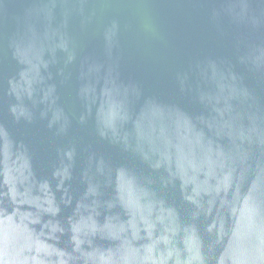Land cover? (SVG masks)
Listing matches in <instances>:
<instances>
[{"label":"water","instance_id":"95a60500","mask_svg":"<svg viewBox=\"0 0 264 264\" xmlns=\"http://www.w3.org/2000/svg\"><path fill=\"white\" fill-rule=\"evenodd\" d=\"M0 264H264V0H0Z\"/></svg>","mask_w":264,"mask_h":264}]
</instances>
